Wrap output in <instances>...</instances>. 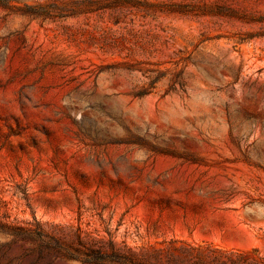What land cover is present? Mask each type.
I'll return each mask as SVG.
<instances>
[{"label": "rangeland", "instance_id": "374dc122", "mask_svg": "<svg viewBox=\"0 0 264 264\" xmlns=\"http://www.w3.org/2000/svg\"><path fill=\"white\" fill-rule=\"evenodd\" d=\"M0 223V264L264 256V0H0Z\"/></svg>", "mask_w": 264, "mask_h": 264}, {"label": "trees", "instance_id": "16d2710c", "mask_svg": "<svg viewBox=\"0 0 264 264\" xmlns=\"http://www.w3.org/2000/svg\"><path fill=\"white\" fill-rule=\"evenodd\" d=\"M3 229V223H0V230ZM10 234L15 238L31 236V234L24 232L21 227H13ZM38 241V250L44 248L48 251L60 253L64 249L58 240L52 243L43 240L39 236ZM178 243L173 241L169 246L168 264H264V256L257 251L227 250L211 244L199 245L185 241ZM162 252V249H155L152 255L158 259ZM85 254L87 258L96 262V264H103L106 260L112 264H153L132 251L127 254L114 251L113 254L105 255L99 250H92L91 253L86 252Z\"/></svg>", "mask_w": 264, "mask_h": 264}]
</instances>
